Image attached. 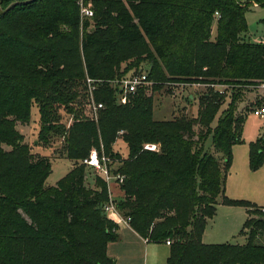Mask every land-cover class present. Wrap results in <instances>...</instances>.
Returning a JSON list of instances; mask_svg holds the SVG:
<instances>
[{
    "label": "trees",
    "instance_id": "obj_1",
    "mask_svg": "<svg viewBox=\"0 0 264 264\" xmlns=\"http://www.w3.org/2000/svg\"><path fill=\"white\" fill-rule=\"evenodd\" d=\"M9 1L1 0L2 7ZM251 2L264 5V0ZM81 4L90 5L92 16L81 17ZM247 5L240 0H34L0 15V38L29 50L39 78L27 84L0 62V83H11L0 86V264H116L106 253L108 242L118 238L103 209L107 184L95 175L88 185L90 168L81 162L92 147L109 158L112 173L123 175L114 183L120 192L116 201L132 229L147 241L171 240L166 264H264V207L224 194L232 146L241 142L242 119L234 116V103L243 87L264 84V44L241 39ZM132 68L146 70L152 88L140 87L117 103L118 88L111 81ZM86 76L101 80L94 95L103 107L97 121L74 113L65 130L55 123L56 111H73L70 103L81 84L85 89ZM169 81L210 85L194 116L153 118L152 92ZM14 88L21 91L16 97ZM32 98L39 104L41 137L65 131L66 156L80 162L53 185L45 184L49 158L32 159L6 119L27 122ZM210 134L219 159L205 147ZM119 136L127 144L126 158L112 148ZM145 143L156 150L144 149ZM249 161L252 169L263 164L262 136L250 142ZM218 198L246 207L245 243L202 241Z\"/></svg>",
    "mask_w": 264,
    "mask_h": 264
},
{
    "label": "rangeland",
    "instance_id": "obj_2",
    "mask_svg": "<svg viewBox=\"0 0 264 264\" xmlns=\"http://www.w3.org/2000/svg\"><path fill=\"white\" fill-rule=\"evenodd\" d=\"M243 3H248L245 10V18L247 21V29L241 34V39L251 43H263L264 44V5H256L250 3V0H240ZM215 33V26L213 28V34ZM4 39L0 38V62L4 68H9L13 73L19 75L27 84L32 85L39 80L38 76L34 72V62L29 50L21 45H17L12 42H4ZM148 43V42H147ZM76 54L82 61L83 55L80 43L76 45ZM124 62L121 64V68L125 67ZM143 66V64L141 65ZM145 69V66L141 67ZM140 68V69H141ZM139 69L132 68L127 72V75ZM119 79H115V82ZM101 82V80L99 81ZM112 82V81H111ZM152 81L145 85V89L148 91L152 88ZM112 84V83H111ZM11 83L2 84L6 89L9 88ZM210 85L201 83H189V82H174L169 81L162 85L159 90L152 92L153 107L152 116L156 120H165L177 117L179 115L194 116L197 111L198 99L201 94L206 91ZM158 89V88H156ZM13 96H18L21 91L19 88H14L11 91ZM95 99V95H94ZM127 99V96L125 100ZM96 100V99H95ZM116 102L124 104L125 101H121V98L117 96ZM229 99L227 98L224 105L220 109L219 113L211 123L212 127L216 126L219 115L227 108ZM70 105L73 111L68 112L63 107H59L56 111V117L54 118L56 125H62L63 128L68 129L74 120V113L79 114L84 118H90L97 121L98 111L92 109L91 103L87 101L86 88H83L81 84L78 89V97L74 99ZM264 106V87L259 85H248L243 87L242 97L234 103L233 114L236 118L242 119L240 124V140L241 142L233 144V152L235 153V159L233 165L229 169V173L224 180V193L227 197L235 200H244L251 202L255 207H264V164L259 165L257 168L252 169L249 161V144L254 142L258 137L262 136L264 140V117H258L253 114V108ZM182 113V114H181ZM40 110L38 102L32 98L30 100V115L27 122H20L19 120H13L14 116H7L6 119L12 121L15 133L20 137L17 142H21L28 147L29 154L32 159L39 158L41 156H47L51 164V172L46 178V185H53L57 180L62 178L71 168L79 161H73L67 158L65 153V131H51L46 134L45 138L40 134ZM61 127V128H62ZM120 135V134H119ZM2 147L10 149V146L2 143ZM205 147L209 150L217 159L221 157L220 151L216 150L212 143V134H210L205 142ZM94 147H92L93 149ZM113 151L119 154L122 158L128 156L127 144L119 136L115 139L112 145ZM113 167H116L118 163H111ZM91 169V168H90ZM88 169V185H93V179L97 174L93 169ZM110 192L113 197L118 198L120 194L116 185L110 184ZM109 192V191H108ZM218 201L220 199L218 198ZM220 203H222L220 201ZM224 204V203H223ZM228 206H237L236 209H245L246 207L240 205L224 204ZM226 207V206H224ZM242 207V208H241ZM214 219V218H213ZM220 216H218L219 221ZM209 223V224H207ZM207 229H212L214 223L207 221ZM243 223L240 227H237L230 237L223 239L219 243H231V244H243L246 242V235L241 233ZM205 226V227H206ZM225 238V237H223ZM218 244V242H216Z\"/></svg>",
    "mask_w": 264,
    "mask_h": 264
},
{
    "label": "crops",
    "instance_id": "obj_3",
    "mask_svg": "<svg viewBox=\"0 0 264 264\" xmlns=\"http://www.w3.org/2000/svg\"><path fill=\"white\" fill-rule=\"evenodd\" d=\"M234 152L236 153V151ZM235 153H233L232 165ZM236 207L224 205L219 201L216 205L214 216L209 219L212 224L214 223V227L208 230L207 225L203 231L202 241L204 243L217 244L216 242L219 243L223 239L230 237L233 231L242 225V222L247 218V209L245 211L244 208L236 209ZM218 216H220L219 221H217ZM107 217L116 224L118 238L108 242L106 253L116 264H166L170 252V244L165 243V241H147L132 229L129 224L119 222L115 213H110Z\"/></svg>",
    "mask_w": 264,
    "mask_h": 264
},
{
    "label": "built area",
    "instance_id": "obj_4",
    "mask_svg": "<svg viewBox=\"0 0 264 264\" xmlns=\"http://www.w3.org/2000/svg\"><path fill=\"white\" fill-rule=\"evenodd\" d=\"M81 17H90L92 16V10L90 5L81 4L80 7ZM100 80H96L90 78L88 76L85 77V88L87 93V101L91 103L92 109L97 111L103 107L102 102H97L94 99V92L96 90L97 83ZM114 87L118 88V97L121 98V101H125V98L128 94L134 93L138 88L149 84L150 81L147 79L146 70L141 71H133L129 75H126L124 78L119 79L115 82H111ZM260 87H264V84H260ZM253 114L263 118L264 117V106H259L253 108ZM122 132V131H120ZM146 150L154 151L156 150V145L151 143H145L143 146ZM87 167L93 169L97 174H100L102 179L106 182L108 187V201L104 204V212L107 215L110 213H115L118 216V221L124 224H129L130 217H124L120 214L117 207L116 197H113L110 192V184L121 183L123 180V175L119 173H112L110 170L109 158L105 156L103 153L99 154L98 150L95 148L91 149L86 157H84L81 161ZM264 164V162H263ZM165 243L171 244L170 239H166Z\"/></svg>",
    "mask_w": 264,
    "mask_h": 264
},
{
    "label": "water",
    "instance_id": "obj_5",
    "mask_svg": "<svg viewBox=\"0 0 264 264\" xmlns=\"http://www.w3.org/2000/svg\"><path fill=\"white\" fill-rule=\"evenodd\" d=\"M34 0H10L5 7H2L1 0H0V15L4 14L12 7L16 6L17 4H25L32 2Z\"/></svg>",
    "mask_w": 264,
    "mask_h": 264
}]
</instances>
